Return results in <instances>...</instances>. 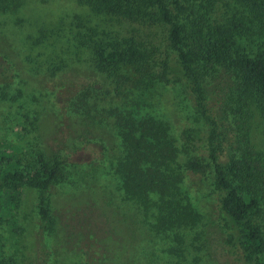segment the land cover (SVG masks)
<instances>
[{"label": "rangeland", "instance_id": "obj_1", "mask_svg": "<svg viewBox=\"0 0 264 264\" xmlns=\"http://www.w3.org/2000/svg\"><path fill=\"white\" fill-rule=\"evenodd\" d=\"M214 1L212 16L219 21L245 14L242 0ZM88 29L95 40L130 36L123 21L94 16L77 0H24L16 11L0 12V148L9 155L12 146L21 149L24 170L39 153L63 162L48 195L51 229H41L35 189H20L12 214L0 200V256L16 264H242L239 251L225 244L229 234L219 219L211 169L198 177L184 171L195 153L180 133L209 127L183 84L146 79L124 90L112 108L135 122L152 118L168 127L184 175L181 190L199 224L158 233L152 226L155 208L146 216L125 197L115 172L123 153L119 131L93 122L83 100L87 90L111 85L81 43ZM216 88L207 87L210 110ZM245 126L253 146L264 149L259 114L251 110Z\"/></svg>", "mask_w": 264, "mask_h": 264}, {"label": "trees", "instance_id": "obj_2", "mask_svg": "<svg viewBox=\"0 0 264 264\" xmlns=\"http://www.w3.org/2000/svg\"><path fill=\"white\" fill-rule=\"evenodd\" d=\"M23 1L0 0V12H14ZM77 2L94 16L123 21L130 30L129 37L109 40H95L97 34L89 29L80 36L96 70L111 78L108 89L87 90L83 100L93 122L119 131L123 153L115 172L125 197L146 216L155 208L152 226L158 233L200 222L183 196L184 175L176 167L178 149L168 127L152 118L135 122L112 108L124 90L146 79L181 83L209 127L208 132L186 128L180 133L183 144L195 153L184 171L198 177L211 169L219 219L229 234L226 246L239 251L242 264H264V149L253 146L245 126L251 110L264 121V0H242L245 14L224 22L212 16L214 0ZM80 19L75 16L77 25ZM214 84L216 104L210 110L207 87ZM21 153L15 146L11 155L0 148V200L12 214L20 189H35L41 229L49 230V190L61 178L63 162L39 153L35 164L24 170ZM0 264L16 263L0 256Z\"/></svg>", "mask_w": 264, "mask_h": 264}]
</instances>
